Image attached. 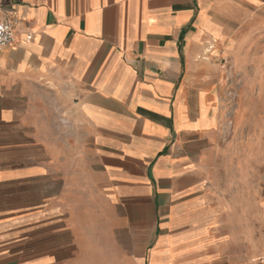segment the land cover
I'll return each mask as SVG.
<instances>
[{"label": "crops", "instance_id": "crops-1", "mask_svg": "<svg viewBox=\"0 0 264 264\" xmlns=\"http://www.w3.org/2000/svg\"><path fill=\"white\" fill-rule=\"evenodd\" d=\"M0 19V264L264 255V0H0ZM42 179L46 247L22 219Z\"/></svg>", "mask_w": 264, "mask_h": 264}, {"label": "rangeland", "instance_id": "rangeland-1", "mask_svg": "<svg viewBox=\"0 0 264 264\" xmlns=\"http://www.w3.org/2000/svg\"><path fill=\"white\" fill-rule=\"evenodd\" d=\"M239 84V82H232V96L219 99L221 109L228 112L227 117H225L228 120L226 123L227 129H230L232 126L237 128L242 121L241 109L237 107L243 105L244 97L235 96V91L239 89ZM247 102L251 107H255L256 105V99L254 97L247 99ZM236 108L237 110L234 112ZM233 113L234 118L230 119ZM27 152L28 154H34V150H28ZM48 195L51 196V182L45 179H42L36 185H25L24 205L41 204L39 209L24 210L22 215L23 222L32 230L33 236L38 238L37 244L40 247L51 245V202L43 201V198Z\"/></svg>", "mask_w": 264, "mask_h": 264}, {"label": "built area", "instance_id": "built-area-1", "mask_svg": "<svg viewBox=\"0 0 264 264\" xmlns=\"http://www.w3.org/2000/svg\"><path fill=\"white\" fill-rule=\"evenodd\" d=\"M32 35H27V39L30 40ZM15 39V33L12 24L0 19V52L3 48L12 45ZM252 264H264V255L256 258Z\"/></svg>", "mask_w": 264, "mask_h": 264}, {"label": "bare ground", "instance_id": "bare-ground-1", "mask_svg": "<svg viewBox=\"0 0 264 264\" xmlns=\"http://www.w3.org/2000/svg\"><path fill=\"white\" fill-rule=\"evenodd\" d=\"M207 52V51H206Z\"/></svg>", "mask_w": 264, "mask_h": 264}]
</instances>
